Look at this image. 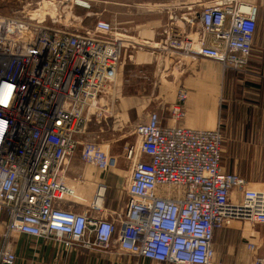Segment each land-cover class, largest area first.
<instances>
[{
  "label": "built area",
  "instance_id": "built-area-1",
  "mask_svg": "<svg viewBox=\"0 0 264 264\" xmlns=\"http://www.w3.org/2000/svg\"><path fill=\"white\" fill-rule=\"evenodd\" d=\"M167 10L162 49L239 73L249 67L258 29L254 6L213 0L186 12ZM195 14L200 32L188 30L183 21ZM73 21L58 28L45 20L0 16V264H16L15 235L54 242L66 252L115 248L157 264H217L215 233L235 221L264 225V191L224 170L221 128L183 125L185 89L170 108L174 124L163 125L153 112L136 127L138 142L126 149L132 169L121 211L106 219L105 183L98 184L90 205L96 218L59 207L76 198L66 183L75 156L102 174L119 164V158L81 137L92 121L108 126L106 101L118 93L125 38L113 22ZM254 264L264 259L256 257Z\"/></svg>",
  "mask_w": 264,
  "mask_h": 264
},
{
  "label": "crops",
  "instance_id": "crops-1",
  "mask_svg": "<svg viewBox=\"0 0 264 264\" xmlns=\"http://www.w3.org/2000/svg\"><path fill=\"white\" fill-rule=\"evenodd\" d=\"M132 1L124 18L121 15L120 21H110L117 25L126 47L118 71V93L106 101L111 109L107 140L100 138L104 129H99L101 134L96 129L91 137L95 140L90 141L102 144L119 158L118 167L102 174L75 156L66 169V183L75 189L76 198L59 202V207L96 218L90 205L98 184L105 183L106 219L111 220V212L121 211L127 203L132 169L125 159L126 149L138 142L136 127L153 112L163 125L174 124L170 108L182 89L189 93L183 125L206 131L220 127L224 170L242 176L249 188L264 191V0H240L257 9L258 24L250 64L242 73L225 70L213 60L161 48L167 21L165 15H158L160 11L186 12L189 6L199 7L213 0ZM187 29L200 32V18ZM89 133L81 140L85 141ZM2 231L0 228V247ZM11 247L16 264H157L118 254L115 248L109 253L82 248L66 252L60 244L26 235L13 236ZM214 248L217 264H254L256 257L264 259V225L235 221L216 232Z\"/></svg>",
  "mask_w": 264,
  "mask_h": 264
},
{
  "label": "rangeland",
  "instance_id": "rangeland-1",
  "mask_svg": "<svg viewBox=\"0 0 264 264\" xmlns=\"http://www.w3.org/2000/svg\"><path fill=\"white\" fill-rule=\"evenodd\" d=\"M76 1L88 3L90 8L82 4L77 5ZM113 3H119L120 5L117 7L112 5ZM131 4H134L132 0H0V16L45 20L47 26L61 28L64 26L70 27L71 23H75L73 20L78 19L81 21L83 20V25H91L100 20L107 22L112 20L120 21L119 18L121 15L124 18L125 13H128L127 7ZM167 11L168 10L160 11L161 14L159 13L158 15H165L163 17H165L168 22L169 14ZM52 20L56 21V23L53 24ZM58 20L60 23L57 22ZM77 23L79 22L77 21ZM109 125L110 120L108 121V126ZM108 126L103 130L104 135H101V139L107 140L106 134L108 132ZM88 127L90 129L88 128L86 133H91H89L90 135L88 134L85 141L82 140L84 143L95 140L91 137L94 136V134H92L93 132L97 133L96 129H98L100 134L102 133V131L99 130L102 128L94 121L90 122ZM217 129H220V127ZM221 133L223 134L222 130ZM97 145L105 149L102 144L97 143ZM105 150L107 151V149ZM108 153L111 155L110 152Z\"/></svg>",
  "mask_w": 264,
  "mask_h": 264
},
{
  "label": "water",
  "instance_id": "water-1",
  "mask_svg": "<svg viewBox=\"0 0 264 264\" xmlns=\"http://www.w3.org/2000/svg\"><path fill=\"white\" fill-rule=\"evenodd\" d=\"M199 17L200 16L197 15V14H195V15H185V16H183V21L186 24L190 25L191 23L198 21ZM29 20L30 21H35L36 19L30 18Z\"/></svg>",
  "mask_w": 264,
  "mask_h": 264
},
{
  "label": "trees",
  "instance_id": "trees-1",
  "mask_svg": "<svg viewBox=\"0 0 264 264\" xmlns=\"http://www.w3.org/2000/svg\"><path fill=\"white\" fill-rule=\"evenodd\" d=\"M224 230V229H223ZM219 231H221V230H219ZM218 232V231H217ZM216 234V233H215Z\"/></svg>",
  "mask_w": 264,
  "mask_h": 264
}]
</instances>
